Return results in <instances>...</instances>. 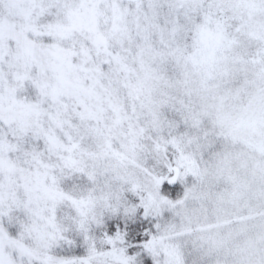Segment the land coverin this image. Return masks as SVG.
Instances as JSON below:
<instances>
[{"label": "snow or ice", "instance_id": "obj_1", "mask_svg": "<svg viewBox=\"0 0 264 264\" xmlns=\"http://www.w3.org/2000/svg\"><path fill=\"white\" fill-rule=\"evenodd\" d=\"M0 264H264V0H0Z\"/></svg>", "mask_w": 264, "mask_h": 264}]
</instances>
